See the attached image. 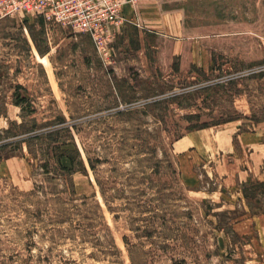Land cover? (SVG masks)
Returning a JSON list of instances; mask_svg holds the SVG:
<instances>
[{
    "label": "rangeland",
    "instance_id": "obj_1",
    "mask_svg": "<svg viewBox=\"0 0 264 264\" xmlns=\"http://www.w3.org/2000/svg\"><path fill=\"white\" fill-rule=\"evenodd\" d=\"M135 3L137 24L114 26L102 52L42 16L0 17V264H264V0ZM55 129L31 146L79 150L73 203L100 204L120 258L52 244L48 217H31L43 176L23 133ZM145 145L159 160L138 182ZM86 151L113 156L97 172L114 165L109 193L131 212L107 209Z\"/></svg>",
    "mask_w": 264,
    "mask_h": 264
},
{
    "label": "trees",
    "instance_id": "obj_2",
    "mask_svg": "<svg viewBox=\"0 0 264 264\" xmlns=\"http://www.w3.org/2000/svg\"><path fill=\"white\" fill-rule=\"evenodd\" d=\"M27 43V41H25ZM28 44V43H27ZM29 46V45H28ZM39 50V48H38ZM40 51V50H39ZM16 104L23 106L20 103V99L15 101ZM208 123H200L191 125V128L195 127H205ZM60 129H55L49 133H39L26 131L23 133L25 137L23 140L26 142L28 151L33 155V157L38 159L37 168L40 174L43 176V181L41 183L35 184L31 196H34L36 201H34V210L31 213V217L35 222H42L43 216H47L48 224L53 225L52 228L57 230L53 232L51 236V243L56 244L61 238H68L73 241L89 242L93 247L99 249L105 255L115 256L120 258V250L115 244L114 238L106 226L104 229L100 228L103 223V215L100 204L95 199L88 200V197L84 196L80 204L73 203V196L76 194L75 186L73 182V173L76 170H83L84 163L81 158L79 150L74 147L72 149L62 148L61 145H40L38 149L31 146L30 141L34 139H39L44 142L45 139L50 141H55L58 137ZM27 134V135H26ZM147 150V151H144ZM164 157L166 158L167 166L176 172L174 167V160L172 159L170 153L167 150H162ZM110 153L98 154V156H91L89 151H86V158L90 168L94 171L96 183L99 186V190L103 201L107 209L114 213L116 209L129 210L131 208L125 206H117L116 201L121 200L122 197L109 193V190H114V185L116 183L115 175L109 173V170L113 171L115 169L114 165H110L109 169L103 171L108 173L102 175L98 174V168L105 163H109L113 156ZM138 158L137 162L142 163L140 169H136L132 175L140 174V178L136 176H131L135 181L141 182L147 178L148 171L150 167L146 165L145 162L158 161L159 159L155 156L156 147L145 145L143 149L138 148L136 153H134ZM39 155V156H37ZM63 157L68 159V165L62 162ZM79 168V169H78ZM115 192V190H114ZM127 199V197H124ZM129 202V201H125ZM124 207V208H123ZM140 211H145L146 207H139ZM148 208V207H147ZM72 211L77 212L80 215V221H75L72 219ZM116 217V215H114ZM129 219L130 216H127ZM86 220V223L83 220ZM67 225L64 230L62 226ZM131 224V223H130ZM168 230L169 228L166 227ZM58 231H62V235L58 234ZM63 231H65L63 234ZM170 238L173 239L174 235L168 233ZM126 242L125 239H123ZM127 244V243H126ZM164 246L169 247L171 243H166ZM29 248V247H28ZM51 251V247H50ZM48 250V252H50ZM49 254H41L38 260L41 262H46L49 264ZM132 260V259H131Z\"/></svg>",
    "mask_w": 264,
    "mask_h": 264
},
{
    "label": "built area",
    "instance_id": "obj_3",
    "mask_svg": "<svg viewBox=\"0 0 264 264\" xmlns=\"http://www.w3.org/2000/svg\"><path fill=\"white\" fill-rule=\"evenodd\" d=\"M136 0H0V17L42 16L74 34L91 37L101 50L114 26L136 23ZM136 14V15H135ZM102 52V50H101Z\"/></svg>",
    "mask_w": 264,
    "mask_h": 264
},
{
    "label": "bare ground",
    "instance_id": "obj_4",
    "mask_svg": "<svg viewBox=\"0 0 264 264\" xmlns=\"http://www.w3.org/2000/svg\"><path fill=\"white\" fill-rule=\"evenodd\" d=\"M40 59H41V61H44L45 60V57L43 56V57H39Z\"/></svg>",
    "mask_w": 264,
    "mask_h": 264
}]
</instances>
